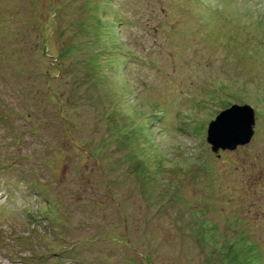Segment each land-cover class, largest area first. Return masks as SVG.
Segmentation results:
<instances>
[{
	"label": "rangeland",
	"instance_id": "1",
	"mask_svg": "<svg viewBox=\"0 0 264 264\" xmlns=\"http://www.w3.org/2000/svg\"><path fill=\"white\" fill-rule=\"evenodd\" d=\"M109 1L51 10V35L68 30L79 54L57 57L56 104L37 80L47 113L76 112L77 148L101 170L93 185L71 175L77 152L59 126L27 119L36 89L20 91L0 57V264H264V0ZM19 17L0 16L1 50L15 28L33 31ZM53 61L37 67L56 74ZM234 105L255 109V136L215 154L208 129ZM87 122L98 133L76 126ZM30 180L64 203L63 239L40 210L56 202L40 204Z\"/></svg>",
	"mask_w": 264,
	"mask_h": 264
},
{
	"label": "trees",
	"instance_id": "2",
	"mask_svg": "<svg viewBox=\"0 0 264 264\" xmlns=\"http://www.w3.org/2000/svg\"><path fill=\"white\" fill-rule=\"evenodd\" d=\"M6 1H10L9 5L11 6L3 7V10H1L0 12V16L2 17V15L8 12H11V11L14 12L15 15L23 14L22 18L19 17L20 20H28L30 24L27 27L33 30V31L28 32V30L24 29L16 37L17 32L15 28V31H14L16 33L15 38L11 39L9 35H7L6 40L5 39L4 40L8 44V47L2 48V50L0 48V53H1L0 57L3 60L5 59L4 61L5 64L10 66V68L13 69L15 72L14 75L18 77L20 81H22L23 87L19 88V90L26 91V87H31L32 85L34 86L33 88L36 89V92H33L32 89H28L25 92L26 95L28 94L32 99H35V101L32 103L33 105L31 106L32 109L27 110L26 117L29 120L42 119L39 125L41 129H43L45 132L46 131L49 132L50 130H52L53 127H55L54 128L55 130L57 128L56 124L59 126L58 129L61 132V134H63L62 135L63 140L69 141L70 139V142H68V144H70L69 146L70 149L74 151L75 153L77 152V158L75 161H77L79 165L72 166L75 172L72 171L74 174L71 173V175L74 178L77 177V179L79 180H83L85 182L88 181L90 182L91 185H93L95 183L96 174L99 171L101 172V170H96L94 169V167H90L89 164H84V161L86 160L88 162H92L94 160L84 150L77 148L78 147L77 145L78 137L76 135H80V132L77 129L72 127L71 124H73V122L69 123V121H67V117H68L67 112L70 111L74 113L75 111L71 110V107H72L71 105H69L68 107L64 109L59 107L58 105V109L56 110V112L53 111L52 114L47 113L48 110L47 108H45L46 105L43 104V101L45 100V98L41 102L40 99L42 98V96L40 97V94H39L40 92L44 93V89H41L40 87H38L39 84L37 83V80L43 77V80L46 82L47 84L46 86L48 87L45 89L48 92L46 96L48 97V100L52 104L54 103L56 104V102H58V99H57V94L53 89V83H54V77L58 76L59 74L57 69H58V65L61 63V61L58 60L57 57L63 56V55H64V58L65 57L66 58L75 57L76 55L79 54L78 51L77 52L75 51L74 45L70 47L63 45V41L68 35V30L66 31V33L63 32V35L61 38L57 34H55L54 36V35H51L50 33L51 32L50 27L54 26V23L52 25V22L50 21L51 15L54 14V12L51 10H55L56 8L57 12L59 13L61 11L60 7L62 5L68 7V4H66L68 0H51V1L50 0H6ZM74 1H77V2L79 1V3H81L87 0H74ZM41 3H44V4L42 5ZM100 3H105L104 6L108 8L112 6V3L109 0H100ZM39 5H42L43 8H41ZM99 8L100 10L102 9L101 7ZM62 15L64 16L63 13ZM59 19H60V14L57 15L56 21H58ZM55 41H57L56 47H55V44H56ZM0 45L1 47H3L2 43H0ZM61 46H64L65 49L58 56H56L55 53H57V50L61 49ZM44 60H54L52 62L51 69L52 70L54 69L56 74L55 73L42 74L44 72L41 69H39L37 65L41 64L42 61ZM35 67L38 68V70H35ZM59 81H60V78H59ZM76 108H78L77 105H76ZM54 118L56 120L52 121V119ZM76 126L82 130L81 132L83 134L86 132V135L89 134L90 132L98 133V131L96 130L94 131L95 128L92 127L93 124L89 122H87V125L85 124L86 128L85 126L84 128H82L81 126H78V124ZM89 135L87 137H84V138L81 137V138L83 140H86V138H88ZM65 144H67V142ZM65 147L66 146H64V148ZM46 149H48L47 151L50 152L52 156L54 157V162H52L53 160L52 159L51 163H57V161H59L60 159V156H57L56 150L52 148H46ZM67 154L68 156H70L69 153ZM46 165H49V164L46 163ZM47 168L48 170L52 169L50 166ZM29 182H31L33 186L37 188L38 193L43 196L42 199L45 200V203L39 202L40 204L42 205L47 204L46 205V208H47V206L52 207L50 206L52 201L56 202L58 206L57 209L52 210V211L51 210L47 211V209L46 210L40 209V210L43 213H46V214L48 213L51 215L53 220L52 219L51 221L48 220L46 223L50 225L52 232L54 233L56 238H62L63 236L61 234L60 226L66 227V225L62 223L63 215H65L64 214V203L63 202L61 203V200L59 197L49 195L47 187H45L43 184H39L35 180H30ZM53 211L56 213L55 216H57V219L56 217L55 218L53 217L52 215ZM128 227H129V224L127 223L126 228H125L127 233H128L127 231ZM147 261L146 263H149V261L148 262Z\"/></svg>",
	"mask_w": 264,
	"mask_h": 264
},
{
	"label": "water",
	"instance_id": "3",
	"mask_svg": "<svg viewBox=\"0 0 264 264\" xmlns=\"http://www.w3.org/2000/svg\"><path fill=\"white\" fill-rule=\"evenodd\" d=\"M256 111L250 105H234L223 111L208 129L213 152L235 151L249 145L255 136Z\"/></svg>",
	"mask_w": 264,
	"mask_h": 264
}]
</instances>
